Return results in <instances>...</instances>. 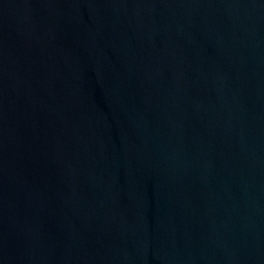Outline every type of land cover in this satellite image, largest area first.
<instances>
[{
    "label": "water",
    "instance_id": "1",
    "mask_svg": "<svg viewBox=\"0 0 264 264\" xmlns=\"http://www.w3.org/2000/svg\"><path fill=\"white\" fill-rule=\"evenodd\" d=\"M0 264H264V0H0Z\"/></svg>",
    "mask_w": 264,
    "mask_h": 264
}]
</instances>
